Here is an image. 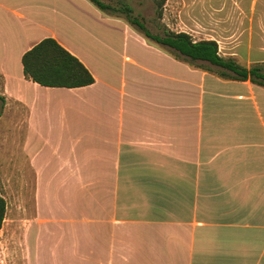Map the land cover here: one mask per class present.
Segmentation results:
<instances>
[{
    "label": "crops",
    "instance_id": "obj_1",
    "mask_svg": "<svg viewBox=\"0 0 264 264\" xmlns=\"http://www.w3.org/2000/svg\"><path fill=\"white\" fill-rule=\"evenodd\" d=\"M255 3L238 13L250 39ZM222 30L205 38L264 72V47L234 50ZM45 37L94 82L25 78L22 54ZM0 76L45 264H264V85L177 60L89 0H0Z\"/></svg>",
    "mask_w": 264,
    "mask_h": 264
},
{
    "label": "rangeland",
    "instance_id": "obj_2",
    "mask_svg": "<svg viewBox=\"0 0 264 264\" xmlns=\"http://www.w3.org/2000/svg\"><path fill=\"white\" fill-rule=\"evenodd\" d=\"M102 1L115 5L118 0ZM124 1L133 7L134 14L140 15L152 32L159 31V20L155 18L150 0ZM240 1L242 5H238L237 0L234 4L233 0H167L160 21L171 30L190 32L195 39L216 32L222 35L224 26L228 34L225 39L234 50L245 52L250 48L253 49L250 52L252 55L260 56L262 53L258 49L264 47V17H255L259 22L253 23L250 39L249 17H238V13H245L251 7L252 0ZM224 6L232 12L233 17H223ZM258 14H264V0H256L255 15ZM118 17L123 18L120 14ZM249 39L251 45L248 47ZM244 61L239 63L247 65ZM252 65H257V62L251 63L250 67ZM260 65L264 67V61ZM2 84L0 76V91ZM16 115L11 102L0 108V195L6 203L0 228V264H45L47 231L43 221L37 218L35 182L19 148L21 133L20 126L18 130L14 126L18 118Z\"/></svg>",
    "mask_w": 264,
    "mask_h": 264
},
{
    "label": "trees",
    "instance_id": "obj_3",
    "mask_svg": "<svg viewBox=\"0 0 264 264\" xmlns=\"http://www.w3.org/2000/svg\"><path fill=\"white\" fill-rule=\"evenodd\" d=\"M102 12L117 16L143 35L150 43H154L175 59L192 67L214 71L227 79H250L264 85V72L258 65L246 68L232 57H224L219 53L218 43L214 39H195L186 31H175L161 23L164 5L167 0H150L154 6L158 32H152L140 15L134 14L133 7L124 0L115 5L102 0H89ZM24 77L43 86L80 87L94 82V77L81 60L62 46L55 38L45 37L35 43L22 54ZM216 66L217 68H214ZM5 99L0 95V108ZM6 203L0 195V228L5 217Z\"/></svg>",
    "mask_w": 264,
    "mask_h": 264
}]
</instances>
